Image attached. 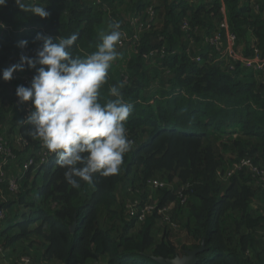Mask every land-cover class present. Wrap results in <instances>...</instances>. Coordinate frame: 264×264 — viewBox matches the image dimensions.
<instances>
[{"label":"trees","instance_id":"1","mask_svg":"<svg viewBox=\"0 0 264 264\" xmlns=\"http://www.w3.org/2000/svg\"><path fill=\"white\" fill-rule=\"evenodd\" d=\"M102 1L98 6L87 0H37L50 13L40 18L7 0L0 8L5 25L0 29V77L10 64L20 63L22 54L37 57L44 43L37 34L53 42L78 34L71 53L83 58L96 51L101 33L110 30V13L118 21L117 9L127 1L133 9L152 5L150 0ZM161 8L163 28L153 24L140 39H129L134 48L125 70L114 72L111 66L108 83L100 89L103 104L115 99L110 87L123 84V98L133 106L125 125L131 148L116 175L96 174L93 184L81 180L74 188L56 156L38 166L46 147L28 134L31 125L22 122L34 106L29 101L28 110L29 102L18 103L16 95L18 86L31 82L0 78V190L6 199H0L6 210L0 246L9 248L0 255V264H160L154 257L173 259L202 243L197 264H264V208L259 201L264 187V72L249 75V67L227 59L214 63L219 53L209 42L205 51L192 54L183 45L176 55L145 56L162 46L170 50L180 45L174 37L182 36L185 20L194 42L200 32L222 29L226 8L231 31L243 40L250 28L264 58V0H157L154 9ZM21 40L28 41L24 49L17 46ZM125 44L121 39L118 52ZM245 54L252 56L253 46ZM198 55L200 63L194 61ZM157 56L164 74L170 73V85L158 98L143 96L147 63ZM28 68L23 72L34 77L36 70ZM145 100L155 102L143 104ZM244 158L258 169L221 178L219 173ZM11 178L17 179L16 191L9 188ZM149 179L163 185L153 187ZM131 208L137 210L134 215ZM141 209H146L143 219ZM176 226L186 230L191 245L176 243Z\"/></svg>","mask_w":264,"mask_h":264},{"label":"clouds","instance_id":"2","mask_svg":"<svg viewBox=\"0 0 264 264\" xmlns=\"http://www.w3.org/2000/svg\"><path fill=\"white\" fill-rule=\"evenodd\" d=\"M15 2L31 15L40 18L50 15L46 6L39 3ZM6 4L7 0H0V8ZM4 27L0 23V29ZM120 28L119 22L109 25L110 30L101 33V43L96 51L83 58H74L71 53L78 34L60 37L56 42L37 34V39L44 41L37 57L22 54L20 63L4 69L0 77L4 81L12 80L16 71L25 70V64L36 70L30 87L21 85L16 89L21 103L31 101L34 106L28 119L22 122L31 125L28 134L42 141L51 153L38 166L49 163L50 157L56 156V163L67 169L65 178L74 188L80 187L81 180L93 184L96 174L104 177L118 174L124 156L131 148L125 125L133 106L123 98V84L110 87L109 94L115 99L103 104L99 100L100 89L108 83L109 69L119 56ZM27 45V40H21L17 46L24 49Z\"/></svg>","mask_w":264,"mask_h":264},{"label":"built area","instance_id":"3","mask_svg":"<svg viewBox=\"0 0 264 264\" xmlns=\"http://www.w3.org/2000/svg\"><path fill=\"white\" fill-rule=\"evenodd\" d=\"M30 2H36V3H39L37 2V0H29ZM205 2H211L213 0H204ZM251 2H258V3H261L262 0H249ZM87 2H91L95 5H102V0H87ZM39 4L43 5V2H40ZM45 6V5H43ZM152 10H155L154 7H152ZM223 15H225V8L223 9ZM108 17L111 19V21H113L114 23L117 22V19L115 17H113L111 15V13L108 15ZM133 17H136V15H133ZM133 17H131L130 19V23L131 21L133 20ZM154 24V21L152 20H146L145 21V25H144V29L141 30V33L143 31H147L149 30ZM132 26H134V28L136 29L137 26H138V21L135 22V24H131ZM222 29H217L216 31H214L213 33L211 34H206V36L204 37V39L209 42L211 45H213L217 50H218V53L219 55L216 56L213 61L214 63H217V62H221L223 61V59H227V60H231L232 62H239L240 64L242 65H245L247 67H249L250 69H254V71L256 72H264V58H262L261 56V51L259 49V47L253 45V55L252 56H243L239 53V51H235L234 49H229L228 51L226 52H223V46H222V41L224 39V35H225V23L223 22L222 24ZM181 29H182V32L183 34L185 35L186 37V40H189V43H194V40L192 39V37H189L188 35V32L190 30V27H189V24L188 22L185 20L183 21V23L181 24ZM123 32V31H121ZM140 33V34H141ZM134 36V34H133ZM228 36L230 39H236V35L234 33H228ZM126 37V35H125ZM132 38V36H130ZM139 39H140V35H139ZM123 42H128L129 39H122ZM256 41V40H255ZM133 43V42H132ZM255 44V43H254ZM132 48L133 47V44H132ZM162 49L159 51V50H155V51H152L150 54H146L145 56L146 57H149V55H162L163 57L166 56V55H169L167 54V52H170V54H173V55H176L178 54V51L176 50H166L165 46H162L161 47ZM194 61L200 63L202 61V57L200 55L198 56H195L194 57ZM14 64H17V63H12L10 64L8 67H10L11 65H14ZM27 67V68H26ZM24 68H26L28 70V65L25 64L24 65ZM20 79L21 81H23L24 83H30L33 79V74L29 73V72H23V71H16L14 74H13V79ZM30 87V85H29ZM27 109L28 110H31V105H30V102H29V105L27 106ZM51 155V153L48 151L47 148H45L43 150V155H42V158H41V162H44L48 159V156ZM34 163V160L31 159V165ZM24 167L27 169L29 167L28 163H25L24 164ZM244 168H248L252 171H255L257 170L258 168L253 164V162L250 160V159H247V158H244V159H241V160H238L236 162H234V164L232 165L231 169L228 170L226 173H219L221 178L223 179H228V176L231 175L232 173H235L237 171H240ZM260 175H262V180H264V172L260 171ZM1 181V179H0ZM149 184L153 187H158V186H162L163 183L161 181H159L158 179H149ZM9 188L10 190L12 191H16L17 188H18V184H17V179L16 178H11L10 181H9ZM0 199H5V195L3 193V191L0 190ZM183 200H186V198H184ZM132 204V203H131ZM132 206L134 207L135 205L132 204ZM132 209V212L131 214L134 215L135 212L137 210H134L133 208ZM146 212V209H141L140 210V215H139V218L143 219L145 217L144 213ZM6 217V212H5V209H2L0 208V223H2V221L5 219ZM139 219V220H141ZM142 221V220H141ZM5 248L3 246H0V255H3V253L5 252Z\"/></svg>","mask_w":264,"mask_h":264},{"label":"rangeland","instance_id":"4","mask_svg":"<svg viewBox=\"0 0 264 264\" xmlns=\"http://www.w3.org/2000/svg\"><path fill=\"white\" fill-rule=\"evenodd\" d=\"M150 4L154 5L156 7L157 5V0H150ZM149 4V5H150ZM131 6V1H127L124 4H122L117 11L119 12L118 17L123 21L120 22V19L117 21L120 24L124 25V28L121 26L120 31L122 33V38L121 39H139V35L141 33V30L144 29V25H145V21L146 20H152L154 21V26L157 30H161L164 26L165 23V17H164V9L161 8L160 10H152L151 7H149L147 10L144 9H139L137 6H135L136 8L133 9ZM137 9V10H136ZM146 10V11H145ZM133 15H136V17H133ZM131 17H133V20L130 23V19ZM138 21V26L135 29L134 26H132L131 24H135V22ZM114 22L111 21V24H113ZM127 28L129 31L133 30L134 32V36H132V38L130 37V32L127 31ZM126 35V37H125ZM174 39H179V41H181L182 39H184V35L182 34V36L180 35H175ZM173 43H175L173 41ZM119 49V48H118ZM132 53V43L131 41L126 42V44L121 47V52H119V56L117 58V60L112 64V69L114 70V72L119 71H124L125 70V66L126 63L128 61V58L131 56ZM243 56L246 57V55L243 52ZM158 58H154L152 60H150V62H148L147 64H149V68L150 71L147 74L146 77H144L143 81V96H152L155 98L160 97V92L163 91V89L168 90L167 87L170 85L169 82V75L164 74V70L162 68V65L160 62H158ZM27 68V67H26ZM29 70V68H28ZM248 74L252 75V74H257L256 72H254L252 69H248ZM247 74V75H248ZM167 82V83H166ZM174 89H177L176 87L172 88V91ZM11 90V87H10ZM171 91V93H172ZM171 96V95H170ZM168 97V96H167ZM12 96H9V99L11 100ZM18 103H21L19 101V99H17ZM154 100H145L142 101L143 104H151L154 103ZM14 111H15V106H14ZM7 129H3V132H5ZM2 132V131H1ZM2 132V133H3ZM263 191H261L260 193V206H262L264 208V187L262 188ZM183 203H185V200L183 201ZM173 238L176 241V243L178 245L182 244V245H191L193 243L192 239L190 238V236L187 234L186 230L183 229L182 226H180V230L179 228L176 226L174 228V232H172ZM7 251L9 250L6 249ZM41 261V260H40ZM40 261H38L39 264H57L55 263H51L48 261H43L40 263ZM6 263V262H5ZM38 263H34V264H38ZM7 264V263H6Z\"/></svg>","mask_w":264,"mask_h":264},{"label":"crops","instance_id":"5","mask_svg":"<svg viewBox=\"0 0 264 264\" xmlns=\"http://www.w3.org/2000/svg\"><path fill=\"white\" fill-rule=\"evenodd\" d=\"M224 23L226 28L225 30V35H224V39H223V52L228 51L229 49H234V50H242L245 54V51L248 49L250 46H253L256 40V37L254 35V33L252 32V30L250 28L247 29V32L243 38V40H238L239 38L236 39H230L228 36V33H232L231 29H230V24H229V20H228V15L227 12L225 10V15H224ZM187 41L185 39L181 40V44L178 46H171L173 50H176L179 52V50L183 49V45H186L187 47L189 46V51L192 54V50H201L204 47V51L207 49L206 44L207 41L204 39L203 37V33L200 35V39L195 41L194 43H186ZM246 55V54H245ZM156 58H159V56H157ZM221 64L222 63H218Z\"/></svg>","mask_w":264,"mask_h":264},{"label":"water","instance_id":"6","mask_svg":"<svg viewBox=\"0 0 264 264\" xmlns=\"http://www.w3.org/2000/svg\"><path fill=\"white\" fill-rule=\"evenodd\" d=\"M71 231L75 229V224L71 226ZM205 243H202L200 247L192 250H186L183 255H178L173 259H166L163 257H154V259L160 264H197L199 261L198 255L204 251Z\"/></svg>","mask_w":264,"mask_h":264}]
</instances>
